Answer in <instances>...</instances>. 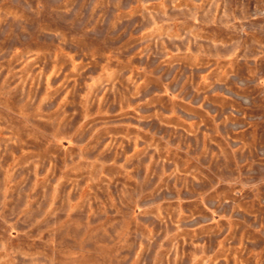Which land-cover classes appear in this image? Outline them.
<instances>
[{
	"label": "rangeland",
	"instance_id": "374dc122",
	"mask_svg": "<svg viewBox=\"0 0 264 264\" xmlns=\"http://www.w3.org/2000/svg\"><path fill=\"white\" fill-rule=\"evenodd\" d=\"M0 264H264V0H0Z\"/></svg>",
	"mask_w": 264,
	"mask_h": 264
}]
</instances>
